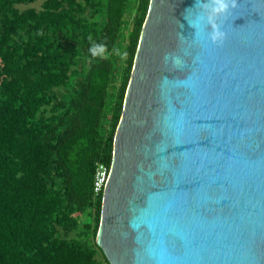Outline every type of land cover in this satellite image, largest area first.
I'll list each match as a JSON object with an SVG mask.
<instances>
[{
    "label": "water",
    "instance_id": "95a60500",
    "mask_svg": "<svg viewBox=\"0 0 264 264\" xmlns=\"http://www.w3.org/2000/svg\"><path fill=\"white\" fill-rule=\"evenodd\" d=\"M151 0L103 193L110 264H264V0ZM195 25V27H193Z\"/></svg>",
    "mask_w": 264,
    "mask_h": 264
},
{
    "label": "trees",
    "instance_id": "16d2710c",
    "mask_svg": "<svg viewBox=\"0 0 264 264\" xmlns=\"http://www.w3.org/2000/svg\"><path fill=\"white\" fill-rule=\"evenodd\" d=\"M37 1L0 0V264H110L94 180L112 164L151 0L19 8Z\"/></svg>",
    "mask_w": 264,
    "mask_h": 264
},
{
    "label": "clouds",
    "instance_id": "9594fccd",
    "mask_svg": "<svg viewBox=\"0 0 264 264\" xmlns=\"http://www.w3.org/2000/svg\"><path fill=\"white\" fill-rule=\"evenodd\" d=\"M208 12L207 26L211 31L208 32L210 40L217 44L222 45L227 38V33L222 30L221 24L218 23V19L221 16H226L230 11V8L236 7V0H210V5L204 6ZM195 27V25H193ZM89 39H91L89 37ZM102 45L93 44L90 48V52L93 55H97V49L102 48Z\"/></svg>",
    "mask_w": 264,
    "mask_h": 264
},
{
    "label": "built area",
    "instance_id": "2783aa9c",
    "mask_svg": "<svg viewBox=\"0 0 264 264\" xmlns=\"http://www.w3.org/2000/svg\"><path fill=\"white\" fill-rule=\"evenodd\" d=\"M110 168L103 164L99 163L96 168L95 180H94V192L96 195L104 192L105 186L109 179Z\"/></svg>",
    "mask_w": 264,
    "mask_h": 264
},
{
    "label": "rangeland",
    "instance_id": "374dc122",
    "mask_svg": "<svg viewBox=\"0 0 264 264\" xmlns=\"http://www.w3.org/2000/svg\"><path fill=\"white\" fill-rule=\"evenodd\" d=\"M44 0H38L36 3H34V4H31V5H21V6H19V8H21V9H25V8H27V7H31V6H33V7H36V8H41V5H42V2H43Z\"/></svg>",
    "mask_w": 264,
    "mask_h": 264
}]
</instances>
